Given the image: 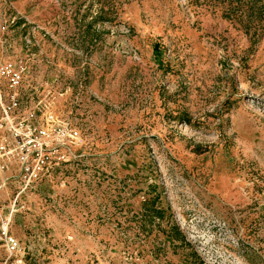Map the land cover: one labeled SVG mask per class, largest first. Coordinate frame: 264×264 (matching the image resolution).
<instances>
[{
    "label": "rangeland",
    "instance_id": "rangeland-1",
    "mask_svg": "<svg viewBox=\"0 0 264 264\" xmlns=\"http://www.w3.org/2000/svg\"><path fill=\"white\" fill-rule=\"evenodd\" d=\"M7 60L60 159L0 156V264H264V0H0Z\"/></svg>",
    "mask_w": 264,
    "mask_h": 264
},
{
    "label": "built area",
    "instance_id": "built-area-1",
    "mask_svg": "<svg viewBox=\"0 0 264 264\" xmlns=\"http://www.w3.org/2000/svg\"><path fill=\"white\" fill-rule=\"evenodd\" d=\"M22 71L21 66L10 60L0 63V108L2 110L0 156L13 157L16 162H19L21 172L27 177V181H32L60 157L57 147L52 144L54 142L52 132L38 126L26 127L24 123H21L20 126L12 124L18 100L15 96L8 94L9 104L5 106V96L6 91L11 92L21 85ZM28 114L33 120L34 114L32 112H28ZM0 241L10 253L18 249V243L8 233L6 223H2L0 226Z\"/></svg>",
    "mask_w": 264,
    "mask_h": 264
},
{
    "label": "trees",
    "instance_id": "trees-1",
    "mask_svg": "<svg viewBox=\"0 0 264 264\" xmlns=\"http://www.w3.org/2000/svg\"><path fill=\"white\" fill-rule=\"evenodd\" d=\"M235 7H236V10H240V9H241V5H240V3H237ZM154 209H155V208H154ZM155 215L158 216V217H161L160 212H159L158 209L155 210ZM178 233H179V232H178ZM176 238H177V239H183V241H185L184 235H183V236H180L179 238H178V237H176Z\"/></svg>",
    "mask_w": 264,
    "mask_h": 264
}]
</instances>
